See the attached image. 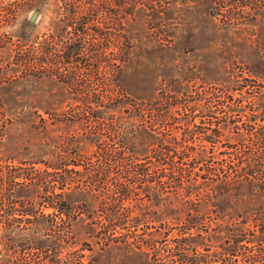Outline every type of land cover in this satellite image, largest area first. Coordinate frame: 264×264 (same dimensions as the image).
Listing matches in <instances>:
<instances>
[{"label": "rangeland", "instance_id": "374dc122", "mask_svg": "<svg viewBox=\"0 0 264 264\" xmlns=\"http://www.w3.org/2000/svg\"><path fill=\"white\" fill-rule=\"evenodd\" d=\"M63 2L0 0V264H218L221 240L204 229L227 218L195 221L177 241L188 219L148 200L172 195L168 177L123 164L155 155L150 134L214 159L227 143L244 140L245 154L263 145L264 0H71L73 16ZM83 18L102 35L91 47L88 31L66 60ZM109 63L120 68L114 79ZM128 184L110 216L100 198Z\"/></svg>", "mask_w": 264, "mask_h": 264}, {"label": "trees", "instance_id": "16d2710c", "mask_svg": "<svg viewBox=\"0 0 264 264\" xmlns=\"http://www.w3.org/2000/svg\"><path fill=\"white\" fill-rule=\"evenodd\" d=\"M63 6L66 13L73 16L74 10L71 0H64ZM86 23L87 20L84 18L82 22L77 23L76 38H72L73 43L69 44L70 49L67 48L68 50L64 52V54L67 52L66 60L72 59V55L77 58L81 54L84 49L83 41L86 42L83 35L88 31L90 37H88L86 44L94 47L98 43L102 33L95 27H86ZM50 51L51 48L47 45H41L43 56H46ZM90 54L94 57L97 66L103 61L102 54L98 50L92 48ZM118 59L120 62H124L125 56L118 57ZM41 64L47 63L42 61ZM49 64L51 63L49 62ZM111 64H108V69L111 70V76L114 79L117 77L120 68ZM111 66L113 67L111 68ZM227 98L230 99V96L227 95L225 99ZM223 101L222 105L227 106L232 112L237 111L236 108H232L227 100ZM263 119L264 117L261 118V120ZM229 122L227 120L225 124L227 125ZM140 136L144 138L145 135L142 133ZM148 136L153 138L155 142V155L150 159L143 157L135 164L125 162L123 167L128 172L129 170L135 171L134 173L138 175H145L151 169L154 175L168 177L164 184L171 188L172 195L163 198L162 192L156 190L151 197L148 196V200L151 198L155 203L164 201L167 213L173 221L188 219L181 223L185 225L184 229L176 230L175 235L177 237L175 239L181 241L185 239L183 234L192 233L191 229L195 221L204 223L210 220L224 221L227 218L226 221L230 223L225 225L223 222L217 223L216 227L213 228V233L204 229V236L201 235L202 229L195 231L207 239H210L211 235L220 238L218 264H264V229L259 227L257 231H253L245 226L236 227L238 223H245L249 218L256 222L263 223L264 221V132H260L257 137L262 140L260 144L263 143V145L255 148L251 153L245 154V142L239 140L238 143L242 149L237 150L233 143H227L224 145V149L219 150L220 156L216 159L213 156L214 151L208 154L206 150H198L195 144L193 145L191 142L183 144L173 135L164 134V136L159 137L150 134ZM118 159L120 157H108V161ZM61 185L64 186V184ZM129 188V184L121 185L117 196L108 195L100 198V203L107 206L110 216H117L122 201L125 198H130ZM61 196V193H54L53 197ZM98 196L95 195L94 197L97 198ZM221 200L229 204V207L220 209L218 205ZM52 202H49L52 207L61 208ZM188 221L189 224L186 225ZM256 232L258 241L249 240L248 234L253 236ZM244 242L254 244L246 245ZM252 245L255 248L261 247L263 253L261 251L258 254L249 253L252 251Z\"/></svg>", "mask_w": 264, "mask_h": 264}]
</instances>
